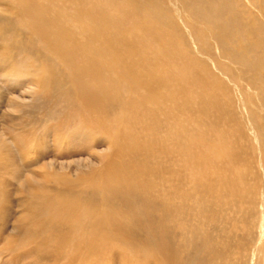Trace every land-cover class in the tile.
I'll use <instances>...</instances> for the list:
<instances>
[{"label": "bare ground", "instance_id": "6f19581e", "mask_svg": "<svg viewBox=\"0 0 264 264\" xmlns=\"http://www.w3.org/2000/svg\"><path fill=\"white\" fill-rule=\"evenodd\" d=\"M0 264H264V0H0Z\"/></svg>", "mask_w": 264, "mask_h": 264}, {"label": "rangeland", "instance_id": "374dc122", "mask_svg": "<svg viewBox=\"0 0 264 264\" xmlns=\"http://www.w3.org/2000/svg\"><path fill=\"white\" fill-rule=\"evenodd\" d=\"M43 117V118H42ZM54 114L52 113V111L50 112V111H47V110H45V112L44 113H34L33 114V116H31L30 117V119H35V118H37V121L38 120H42V121H51V120H53L54 119ZM30 121H32V120H30ZM33 122V121H32ZM32 122H31V124H32Z\"/></svg>", "mask_w": 264, "mask_h": 264}]
</instances>
